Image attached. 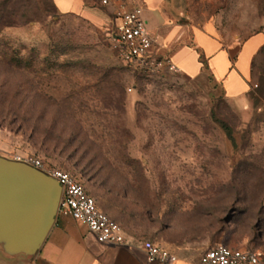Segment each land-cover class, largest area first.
I'll return each mask as SVG.
<instances>
[{"label": "rangeland", "instance_id": "rangeland-1", "mask_svg": "<svg viewBox=\"0 0 264 264\" xmlns=\"http://www.w3.org/2000/svg\"><path fill=\"white\" fill-rule=\"evenodd\" d=\"M181 1L195 26L264 32V0ZM114 25L61 16L52 0H0V157L76 174L140 239L264 263V57L239 107L206 82L127 67L108 42Z\"/></svg>", "mask_w": 264, "mask_h": 264}, {"label": "crops", "instance_id": "crops-1", "mask_svg": "<svg viewBox=\"0 0 264 264\" xmlns=\"http://www.w3.org/2000/svg\"><path fill=\"white\" fill-rule=\"evenodd\" d=\"M53 2L60 14L76 16L94 25L104 24L109 15L114 17L113 6L101 7L95 0L90 6L83 0ZM181 2L141 0L143 18L154 40L153 53L168 58L176 73L206 82L229 102L247 106L253 87V63L264 46V32L248 36L240 32L228 34L219 28L216 18L195 26L187 14L183 16ZM114 219L121 224L126 245L101 244L84 225L57 215L33 256L8 257L0 250V264H163L147 261L141 245L150 240L132 235L125 222L115 215ZM163 249L174 256L172 264H199L205 252L190 248Z\"/></svg>", "mask_w": 264, "mask_h": 264}, {"label": "built area", "instance_id": "built-area-1", "mask_svg": "<svg viewBox=\"0 0 264 264\" xmlns=\"http://www.w3.org/2000/svg\"><path fill=\"white\" fill-rule=\"evenodd\" d=\"M95 1L101 7H114L115 25L107 37L119 61L140 72L156 73L162 69L177 72L168 58L153 53L154 40L143 18L141 0ZM14 161L28 165L58 183L61 193L56 216L68 217L84 225L101 244L126 245L121 226L97 207L95 199L87 194L77 176L31 156L15 157ZM141 248L149 263L172 264L175 261L169 251L153 242L145 241ZM199 264H259V257L250 250L217 245L200 256Z\"/></svg>", "mask_w": 264, "mask_h": 264}, {"label": "water", "instance_id": "water-1", "mask_svg": "<svg viewBox=\"0 0 264 264\" xmlns=\"http://www.w3.org/2000/svg\"><path fill=\"white\" fill-rule=\"evenodd\" d=\"M61 189L49 176L0 157V250L33 256L54 223Z\"/></svg>", "mask_w": 264, "mask_h": 264}, {"label": "trees", "instance_id": "trees-1", "mask_svg": "<svg viewBox=\"0 0 264 264\" xmlns=\"http://www.w3.org/2000/svg\"><path fill=\"white\" fill-rule=\"evenodd\" d=\"M52 3H53V5H54V7H55V10L57 11V9H56V6H55V4H54V2H53V0H52ZM58 12V11H57ZM59 13V12H58ZM60 14V13H59ZM61 16H67V15H63V14H60ZM259 56H263L264 57V46H263V48L260 50V52H259V54H258ZM73 175H75V176H77L76 174H74V173H72ZM77 178H78V176H77ZM80 180V179H79ZM86 189V188H85ZM86 192H87V190H86ZM87 194H89L88 192H87ZM90 195V194H89ZM91 196V195H90ZM97 204V203H96ZM97 207H98V205H97ZM99 208V207H98ZM100 209V208H99ZM101 210V209H100ZM250 251H252V250H250ZM254 252V251H253Z\"/></svg>", "mask_w": 264, "mask_h": 264}]
</instances>
